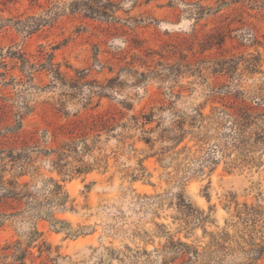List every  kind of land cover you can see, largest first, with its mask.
Returning <instances> with one entry per match:
<instances>
[{
  "label": "rangeland",
  "instance_id": "obj_1",
  "mask_svg": "<svg viewBox=\"0 0 264 264\" xmlns=\"http://www.w3.org/2000/svg\"><path fill=\"white\" fill-rule=\"evenodd\" d=\"M182 1L0 0V264H162L169 238L202 252L210 234H233L243 205L264 212V144H253L264 120L241 137L244 153L219 116L264 113V0ZM194 3L209 9L199 20L182 13ZM99 7L107 14L88 11ZM159 108L152 134L100 132ZM194 111L203 127L176 148L140 140ZM97 134L89 171L53 170L50 150ZM50 180L62 208L46 201ZM180 198L203 225L179 222ZM248 259L235 250L210 264H264V252Z\"/></svg>",
  "mask_w": 264,
  "mask_h": 264
},
{
  "label": "trees",
  "instance_id": "obj_2",
  "mask_svg": "<svg viewBox=\"0 0 264 264\" xmlns=\"http://www.w3.org/2000/svg\"><path fill=\"white\" fill-rule=\"evenodd\" d=\"M132 1L135 2L137 0ZM180 1L183 5H185L182 0ZM107 4H111L110 1H107ZM187 6H189V9L182 11L183 16H192L195 20L201 19L202 16L209 12L208 8L203 7L198 3L188 4ZM88 11L91 15H98L107 14L108 9L107 7H99L97 9L89 8ZM48 68L49 73L55 81L61 82L64 80L59 71L54 69V65L52 63L49 64ZM78 73L80 76L76 80H71V85H66L69 89L76 90L77 87H79L78 82L83 79V77H81L83 71ZM61 84L65 86V84ZM104 92L105 88L102 86H99L95 91L89 90V97L87 100L91 101L93 95H101ZM159 112H163V109L159 108L157 111L151 109L148 113H142L139 116L133 115L130 119L131 122L115 123L107 126L100 132L105 133L106 135L109 133H115L114 137L121 143L129 138L126 133L131 130L139 129L142 134H152L156 129L161 127L160 123H157L155 127L148 130H145L144 127L156 122L154 118L159 116ZM219 116L222 118L226 116V118L230 120L231 132L240 145L241 152L248 153L251 148L250 146H253V144H264L262 131L256 133V138L252 145H249L248 140L240 141L247 129L256 126L258 121L264 120V113L253 114L249 111H243L235 115H230L220 112ZM177 117L178 119H175L168 127L161 130L158 134L157 140L153 141L150 137H143L140 140L145 144H151L152 146L157 143V141L167 142L172 145V148H176L183 142L186 135L193 133V129L203 127L201 123L205 119L199 111H194L188 120L184 117ZM197 123L199 125H197ZM99 136L100 134L95 135L94 139L90 141L86 137L82 136L78 139L64 142L55 149L50 150L48 155L52 156L50 163L53 170L63 177H71L75 174L80 175L83 172L89 171V166L83 162V156L89 155L94 150L95 144L98 143ZM161 151V154L164 153L162 149ZM50 181L53 184L51 185V188L48 189L46 201L55 207L62 208L66 203L67 196L62 194V188L59 184L55 183L53 180ZM23 197L29 198L30 196L28 194H24ZM176 213L178 216L177 219L179 222H182L185 228H188L191 225H203V223L207 220V217H203L202 212L193 209L190 204L186 203L181 198L176 204ZM237 217L239 220L237 222L238 228L236 225H231L234 228L233 234L228 233L225 229H222L216 234H210L208 244L203 248L202 252H199L198 248L193 245L180 240L173 241L172 238H169L167 243L163 246L161 253L166 258L163 259L162 264H210L215 262L216 259L222 261L226 256L232 254L235 250L241 251L243 254L248 256V260H257L264 252V248H257V245L253 243V236L259 231L257 230V227L260 220L264 218V212L259 208L243 205V208L239 211ZM263 225L264 223L261 224V228ZM243 244L244 246L249 247L248 250H244ZM124 256L126 257V255ZM246 264L253 263L249 262Z\"/></svg>",
  "mask_w": 264,
  "mask_h": 264
}]
</instances>
